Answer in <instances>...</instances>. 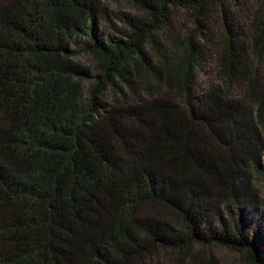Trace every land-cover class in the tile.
<instances>
[{
    "label": "trees",
    "instance_id": "obj_1",
    "mask_svg": "<svg viewBox=\"0 0 264 264\" xmlns=\"http://www.w3.org/2000/svg\"><path fill=\"white\" fill-rule=\"evenodd\" d=\"M126 1L0 0V264H264V0Z\"/></svg>",
    "mask_w": 264,
    "mask_h": 264
},
{
    "label": "rangeland",
    "instance_id": "obj_2",
    "mask_svg": "<svg viewBox=\"0 0 264 264\" xmlns=\"http://www.w3.org/2000/svg\"><path fill=\"white\" fill-rule=\"evenodd\" d=\"M111 6L116 7L117 9H128L134 11V4L131 1L126 0H106ZM251 1V0H250ZM232 6L231 16H234L235 19L239 18L242 24H245L246 14L248 13V7L245 6L243 9L234 10ZM234 11V12H233ZM177 21L178 25L183 28H192L195 26V20L192 16V11L190 10H177ZM246 13V14H245ZM215 19H213L214 22ZM218 23L212 24L213 29L218 28ZM95 56L92 54H85L79 56L78 60L82 62L83 65L92 64L95 61ZM216 57L213 61H210L209 71H207V76L204 78L207 80H212L216 82L218 79V74L216 65H215ZM261 77V76H260ZM261 80L264 82V74H262ZM243 87L239 85H232L230 87L231 94L230 95H239L242 94ZM262 167H264V156L261 160ZM252 185L257 191L259 203L261 205V210L264 212V175H259L255 173L252 178ZM263 208V209H262ZM204 261L211 262L212 264H253L248 260L247 256L240 251H235L232 249L225 248L220 245H213L210 247H206L204 251Z\"/></svg>",
    "mask_w": 264,
    "mask_h": 264
}]
</instances>
